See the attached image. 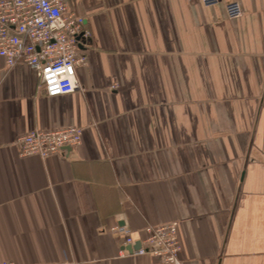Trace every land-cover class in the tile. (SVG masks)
<instances>
[{
	"label": "crops",
	"instance_id": "0c3cea01",
	"mask_svg": "<svg viewBox=\"0 0 264 264\" xmlns=\"http://www.w3.org/2000/svg\"><path fill=\"white\" fill-rule=\"evenodd\" d=\"M68 8L90 32L77 91L49 96L0 57V259L163 264L112 228L178 222L183 264H264V0ZM68 127L79 146L19 156L20 136Z\"/></svg>",
	"mask_w": 264,
	"mask_h": 264
},
{
	"label": "built area",
	"instance_id": "2783aa9c",
	"mask_svg": "<svg viewBox=\"0 0 264 264\" xmlns=\"http://www.w3.org/2000/svg\"><path fill=\"white\" fill-rule=\"evenodd\" d=\"M213 7L220 0H201ZM229 20L242 17L239 2L225 5ZM90 32L85 20L69 11L68 0H3L0 1V57L8 68L24 64L33 69L41 88L49 96L71 94L79 89L76 70L87 65L81 51V40ZM83 130L68 127L56 130H34L20 136L15 144L21 158L36 156L48 159L59 155L64 148L82 143ZM179 223L148 226L144 236L134 237L127 226L116 225L112 232L123 240V246L140 241L134 255H151L163 264H183ZM0 264H15L0 259Z\"/></svg>",
	"mask_w": 264,
	"mask_h": 264
},
{
	"label": "water",
	"instance_id": "95a60500",
	"mask_svg": "<svg viewBox=\"0 0 264 264\" xmlns=\"http://www.w3.org/2000/svg\"><path fill=\"white\" fill-rule=\"evenodd\" d=\"M65 151H70V148H64ZM141 247L140 241L136 240L133 245L126 246L125 249L129 254H133L134 251L139 250Z\"/></svg>",
	"mask_w": 264,
	"mask_h": 264
}]
</instances>
